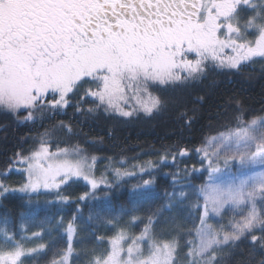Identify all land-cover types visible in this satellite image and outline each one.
Here are the masks:
<instances>
[{"label": "snow or ice", "instance_id": "obj_1", "mask_svg": "<svg viewBox=\"0 0 264 264\" xmlns=\"http://www.w3.org/2000/svg\"><path fill=\"white\" fill-rule=\"evenodd\" d=\"M257 60L264 62V0H0V112L25 126L69 109L82 117L98 111L150 117L166 103L161 92L199 81L209 70L235 75ZM238 112L235 129L226 125L195 149L200 163L207 161V181L186 185V172L174 174L178 187L146 219L123 210L90 213L89 221L113 232L96 237L100 250L74 245L78 211L67 223L29 219L41 229L32 236L57 231L65 237L45 264H227L226 257L242 247L264 254V115L248 120ZM55 131L73 130L61 120L39 133L27 153H15L0 177L18 171L22 179L12 186L0 178V197L19 192L29 206L41 197L45 204L68 205V189L79 181L91 191L78 202L129 177H137L134 190L154 185L152 161L139 165V172L137 166L112 167L111 178L97 177L96 157L53 142ZM234 163L240 166L236 173ZM165 210L186 213L178 237L155 231ZM122 214L144 224L138 235L120 226ZM46 248L27 247L7 220L0 227V264H29Z\"/></svg>", "mask_w": 264, "mask_h": 264}, {"label": "trees", "instance_id": "obj_2", "mask_svg": "<svg viewBox=\"0 0 264 264\" xmlns=\"http://www.w3.org/2000/svg\"><path fill=\"white\" fill-rule=\"evenodd\" d=\"M160 95L166 103L150 117L143 114L130 119L109 117L102 111L82 117L74 115L69 109L67 115L43 120L33 127L25 126L10 114L0 112V172H5L15 153H27L39 133L46 129L52 130L61 120L69 124L73 131L71 134L55 131L53 142L59 141L61 147L79 146L87 155L99 156L102 160L96 170L98 177L103 175L105 162L109 160L119 164L125 160L126 166H131L178 153L182 149L194 150L201 147L206 138L226 131V125L235 129V116L240 114L238 109L243 110L244 118L248 120L264 115V62L258 60L235 75L209 70L201 80L169 89ZM188 118H191L190 126H186L189 124ZM191 161L193 159L185 162ZM176 168L166 164L154 171L155 183L151 188L134 190L132 185L137 183V177H131L113 189L101 186L96 191V199L78 202L76 198L83 195L86 189L91 191L88 185L79 181L68 189L72 193V203L68 205L45 204L41 197L39 205L29 206L25 194L9 193L0 197V227L7 220L16 239L23 241L27 247L40 243L48 245L44 253L28 258L29 264H32L33 259L35 264H45V261L51 259L55 247L63 245L65 237L57 231L51 235L44 232L40 237H34L32 233L41 229L26 222L31 219L38 223L48 218L55 223L63 218L67 223L78 211V235L74 245L77 248L97 247L100 250V242L96 237H110L113 232L109 231L110 226L101 227L89 221V214L105 209L116 213L123 210L124 213L146 219L166 201L174 187H178L173 183L177 179L174 174L183 176L185 171L178 173ZM206 174L194 172L190 177H184V184L198 186L205 182ZM2 179L10 185H19L22 177L19 172H13ZM105 191L109 192L106 197L103 195ZM184 216L186 213L165 210L160 214L156 233L165 237H178ZM119 224L130 234L136 235L144 227L139 220L131 222V215L127 214L121 215ZM80 259L83 262L84 257ZM262 259L264 254L248 247H242L226 257L227 264H259Z\"/></svg>", "mask_w": 264, "mask_h": 264}, {"label": "rangeland", "instance_id": "obj_3", "mask_svg": "<svg viewBox=\"0 0 264 264\" xmlns=\"http://www.w3.org/2000/svg\"><path fill=\"white\" fill-rule=\"evenodd\" d=\"M176 88L177 87L170 88V89H176ZM163 156H165V155H163ZM167 156H168V158H167V162L166 163L163 162V161H161V157L156 158V159L149 160V161H152L153 164H154V170L153 171L158 170L160 167H162V166H164L166 164H171V165H174L175 167H177L176 170H177L178 173H183L185 171L187 173V175L185 177H190L192 175V173H194L192 171L193 167H195V169H196L195 172L196 173L205 172L204 169L207 168V161H205L203 164H201L200 161L202 159V155L200 153H197L195 151V149L194 150H188V155H185V156H180L177 153L170 154V155H167ZM94 157H96L95 164H94V172H95V175L97 176L96 170H97V167H98V165H99V163H100V161L102 159L99 156H94ZM190 159H193V161H191L192 163H190V162L189 163H186L185 162L186 160H190ZM146 162H148V161H146ZM144 163H137V164H133L131 166H126V161L125 160H122V162L120 164L117 163V162H115V161L109 160V161H106L105 162V169L103 170V175H106L109 178H111L110 169L112 167H123V168H126L128 170H132L133 169V166H137L136 171L139 172V167L138 166L141 165V164H144ZM239 168H240V166L238 164L234 163L232 165V167H231V172L232 173H236L239 170ZM259 170H260L259 167H257L256 169H254V171H259ZM13 172H15V173L17 172L18 173V171H13ZM13 172H11V173H13ZM2 173H4V172H2ZM11 173L8 174V175H6V176L11 175ZM0 178H2V177H0ZM129 178H131V177H129ZM207 178L208 177L206 176L205 181H207ZM225 178H227V175H225ZM12 186H19V185H12ZM14 193H19V192H14ZM20 194H23V193H20Z\"/></svg>", "mask_w": 264, "mask_h": 264}]
</instances>
